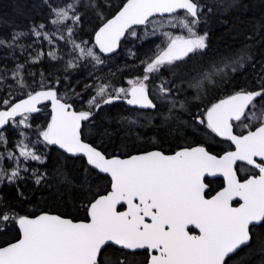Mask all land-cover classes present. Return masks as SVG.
<instances>
[{"label":"snow or ice","instance_id":"obj_1","mask_svg":"<svg viewBox=\"0 0 264 264\" xmlns=\"http://www.w3.org/2000/svg\"><path fill=\"white\" fill-rule=\"evenodd\" d=\"M251 6L0 14V264H264V0L222 45L210 32Z\"/></svg>","mask_w":264,"mask_h":264},{"label":"trees","instance_id":"obj_2","mask_svg":"<svg viewBox=\"0 0 264 264\" xmlns=\"http://www.w3.org/2000/svg\"><path fill=\"white\" fill-rule=\"evenodd\" d=\"M15 2V0H0V14L7 13L8 15L12 16L13 11L11 5ZM244 3L251 4L252 6L247 10L246 15H240L238 11H233L231 14L225 13L223 17H216L215 22H213L210 25V32H211V40L214 45L216 44H223L224 41H228L231 39L229 33L221 23L222 20H227L229 23V27H235V25L232 24L233 20H243L245 24L248 23L250 19L253 17H259L260 16V9L258 7L259 0H244ZM17 19V22L24 23L22 18L14 17ZM154 39V38H150ZM155 43H159V40H156ZM127 47H131V45L125 46V51ZM139 47V45H138ZM149 47L154 48V44H149L147 41L144 42V45L142 48H140V55L143 56V53L147 51ZM45 52H47V47L44 49ZM127 59L126 55L122 52L121 56L117 59L116 64H123L125 60ZM131 63V61H128ZM47 60L44 61V66H47ZM116 64H113L112 67L115 68ZM40 67H35L34 69H30V71H35L37 73V80H39L38 73L40 72ZM29 83H31V78H29ZM117 109H113V111H116ZM40 118L43 119V114H40ZM40 121L37 120L36 123H39Z\"/></svg>","mask_w":264,"mask_h":264},{"label":"flooded vegetation","instance_id":"obj_3","mask_svg":"<svg viewBox=\"0 0 264 264\" xmlns=\"http://www.w3.org/2000/svg\"><path fill=\"white\" fill-rule=\"evenodd\" d=\"M206 182L210 183L213 190H218V186L221 184L222 179H206Z\"/></svg>","mask_w":264,"mask_h":264},{"label":"water","instance_id":"obj_4","mask_svg":"<svg viewBox=\"0 0 264 264\" xmlns=\"http://www.w3.org/2000/svg\"><path fill=\"white\" fill-rule=\"evenodd\" d=\"M33 115H35V114H33ZM207 179L211 180V179H216V178L208 177ZM220 179H222V178H220Z\"/></svg>","mask_w":264,"mask_h":264}]
</instances>
